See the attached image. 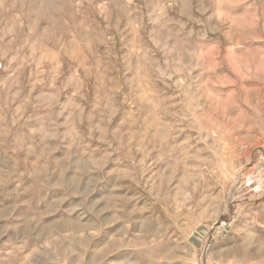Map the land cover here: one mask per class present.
I'll list each match as a JSON object with an SVG mask.
<instances>
[{"label":"rangeland","instance_id":"obj_1","mask_svg":"<svg viewBox=\"0 0 264 264\" xmlns=\"http://www.w3.org/2000/svg\"><path fill=\"white\" fill-rule=\"evenodd\" d=\"M0 264H264V0H0Z\"/></svg>","mask_w":264,"mask_h":264},{"label":"built area","instance_id":"obj_2","mask_svg":"<svg viewBox=\"0 0 264 264\" xmlns=\"http://www.w3.org/2000/svg\"><path fill=\"white\" fill-rule=\"evenodd\" d=\"M228 226V223L225 221V222H222L220 225H218L215 233H219L220 231H218L219 229H221V231H224Z\"/></svg>","mask_w":264,"mask_h":264}]
</instances>
